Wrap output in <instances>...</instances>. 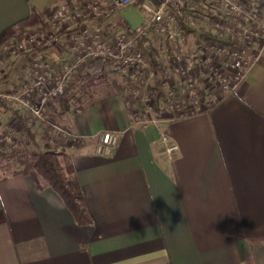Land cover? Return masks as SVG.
<instances>
[{
  "label": "crops",
  "instance_id": "crops-1",
  "mask_svg": "<svg viewBox=\"0 0 264 264\" xmlns=\"http://www.w3.org/2000/svg\"><path fill=\"white\" fill-rule=\"evenodd\" d=\"M75 1L0 0V34L33 11ZM129 9L137 8L121 14ZM67 36L42 54L68 60ZM7 70L1 90L18 83L23 59ZM216 102L146 124L140 106L122 95L95 97L56 122L82 136L79 145L29 124L39 148L71 155L91 223L78 224L61 197L30 176H3L0 264H264V54ZM0 116V131L14 124L20 134L11 108ZM106 131L119 134V143L113 155L100 156L96 142ZM164 136L178 146L171 157Z\"/></svg>",
  "mask_w": 264,
  "mask_h": 264
},
{
  "label": "built area",
  "instance_id": "built-area-1",
  "mask_svg": "<svg viewBox=\"0 0 264 264\" xmlns=\"http://www.w3.org/2000/svg\"><path fill=\"white\" fill-rule=\"evenodd\" d=\"M127 7L141 12V25H128L121 16L116 17ZM186 29H204L210 38L189 36ZM64 34L68 35L70 58L55 62L44 56V50L60 46ZM192 38L196 44L190 46ZM159 40L168 44L172 63L157 80L168 90L167 98L157 105L150 90L156 81L150 52ZM1 51L10 64L22 58L24 71L16 85L0 91V101L7 108L23 110L31 118L29 124L44 125L46 135L79 145L84 138L53 121L50 111L80 72L86 76L110 70L128 76L134 83L130 95L139 101L146 124L209 110L216 102L201 97L200 82L219 93L218 101L237 89L264 54V0L66 2L55 9L46 28H28L6 41ZM0 71L9 74L2 64ZM163 142L171 157L178 146L167 136ZM118 143L119 134L103 132L96 142V154L111 156Z\"/></svg>",
  "mask_w": 264,
  "mask_h": 264
},
{
  "label": "trees",
  "instance_id": "trees-1",
  "mask_svg": "<svg viewBox=\"0 0 264 264\" xmlns=\"http://www.w3.org/2000/svg\"><path fill=\"white\" fill-rule=\"evenodd\" d=\"M58 6L47 8L43 12L33 11L32 14L18 22L17 24L5 29L0 34V62L6 59V56L2 53V45L9 39L17 36L23 32L27 27L38 26L46 28L47 19L55 11ZM40 25V26H39ZM187 34L197 35L200 33V37L204 39L210 38V35L205 30H190L186 29ZM19 32V33H18ZM18 33V34H17ZM140 43L141 47H144V43ZM158 55L156 47L152 46L150 52L152 68L156 71L160 68V62L156 59ZM81 74L76 80L68 85L66 93L62 96L59 103L53 107L52 120L57 122L65 114L75 109V106H80L81 103H89L95 98V92L92 90L88 83L83 82ZM124 82H113L112 93L107 97L115 94L122 95L127 104L138 106V102L135 99L130 98L129 94V78L124 75ZM127 77V78H126ZM80 80V81H79ZM150 90H153L156 94V102H160L166 99V89L161 81H155L151 85ZM207 97V96H205ZM217 103V102H216ZM83 104V105H84ZM77 108V107H76ZM7 106L0 101V112H4ZM13 115L20 125L21 132L27 137H33L35 139L36 132L29 126L30 116L25 113H20L18 110L13 109ZM44 127V125L41 124ZM18 130L19 127H17ZM21 136L19 143L25 144V140ZM4 156V152L0 151V157ZM23 174L30 176L35 185L38 188L49 187L53 189L64 201L65 205L72 213L75 221L80 225H87L91 223V217L87 211L85 197L80 185L79 178L73 165L71 155L62 149L61 151L55 150L50 147L46 148H32L24 150L22 157L18 159L17 167L11 172V175Z\"/></svg>",
  "mask_w": 264,
  "mask_h": 264
},
{
  "label": "rangeland",
  "instance_id": "rangeland-1",
  "mask_svg": "<svg viewBox=\"0 0 264 264\" xmlns=\"http://www.w3.org/2000/svg\"><path fill=\"white\" fill-rule=\"evenodd\" d=\"M52 14H51V16H52ZM117 16H124L133 25H136V26H139L143 23V16L142 17L140 16V11L138 9H132L123 15L121 14V12H119L116 14V17ZM50 17H48L46 19L48 20ZM35 27H38V26L27 27L23 32H26L28 28H29V30H32ZM23 32H21V33H23ZM154 44H155L154 47H156L157 52H158L156 59L158 60V62H160V68H157V70L154 71L155 75L153 76V79L154 80L156 79V81H157V80H159L158 78H160V77L162 78L163 70L170 68V64L172 63V62H170L172 60V56H171V53L168 49L169 48L168 44L166 42H164V40H159V41H157V43H154ZM3 61H6V62H0V64H2V66H7V68L8 67L9 68L15 67V63L17 62V61L16 62L14 61L12 63V65L10 66L8 58L4 59ZM120 75L121 74L119 72H117V71H111L110 72V70L104 71L102 74L100 72H98V73H95L94 75H90V74L86 75L88 77V79L85 82L88 83L89 86H91L92 90L95 92V97H102V96H107L110 93H112L113 84H114L113 82L119 81V82H124L125 84L127 83L124 81L125 77L120 76ZM2 76H3V74H1V71H0V81L2 80L1 79ZM5 76H8V78H9V75H5ZM127 79H129V82H130V85H129V94H130L131 91L133 90L134 83L130 80V78H127ZM154 83H152V84H154ZM14 85L15 84H13V85L9 84V88H11V86L13 87ZM199 85H200L199 87L201 90V97L207 98V100H211L212 102L217 101V99L219 97V93H217L216 90L211 89L213 87H211V86L208 87L204 82H200ZM165 89H166V87H165ZM6 90L7 89H5V90L0 89V91H3V92H6ZM151 92L153 95V102L155 104L159 105L160 102L159 103L156 102L155 92L153 90H151ZM166 95H168L167 89H166ZM205 96H207V97H205ZM130 98L134 99L131 97V95H130ZM166 98H167V96H166ZM137 102H138V106H139V101H137ZM83 104H84V102L81 103L80 106H83ZM76 107H79V105L75 106L74 108H76ZM13 109H16V108L14 107ZM16 110H18L21 114L24 113V111L21 109L17 108ZM140 110H142V109H140ZM31 123H32V121H31ZM33 127H34V124L32 123V128ZM9 132H14L15 135H12V136L8 135ZM15 132H17V130L15 129L14 124L4 125V127L0 131V151L4 152V156L0 157V178L3 176L10 175L11 172H13V170L17 167L18 159H20L22 157L24 150L32 149V148H39V146H37L36 144L33 143V138L25 136L22 132H19L20 134H16ZM14 136H16V137H14ZM21 136H24L23 138L25 140V144L19 143ZM13 137L15 139H13ZM5 138H7L8 140ZM40 148L43 149L44 146L42 145V146H40Z\"/></svg>",
  "mask_w": 264,
  "mask_h": 264
}]
</instances>
